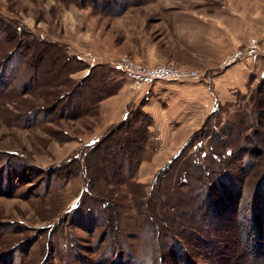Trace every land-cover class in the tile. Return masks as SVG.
Segmentation results:
<instances>
[{"label": "rangeland", "instance_id": "obj_1", "mask_svg": "<svg viewBox=\"0 0 264 264\" xmlns=\"http://www.w3.org/2000/svg\"><path fill=\"white\" fill-rule=\"evenodd\" d=\"M167 7L195 10L228 53L193 57ZM255 45L264 0H0V264H264L260 84L189 139L158 138L117 64L208 78Z\"/></svg>", "mask_w": 264, "mask_h": 264}, {"label": "crops", "instance_id": "obj_2", "mask_svg": "<svg viewBox=\"0 0 264 264\" xmlns=\"http://www.w3.org/2000/svg\"><path fill=\"white\" fill-rule=\"evenodd\" d=\"M184 6L188 5L186 3ZM195 10L187 8H166V16L175 24H181L184 30L191 36V41L199 45L192 51V56H199L207 61L220 60L230 50V45L222 46L210 37L208 23L196 15ZM249 45L253 42H261L260 39H245ZM120 58V57H119ZM170 63L159 65H177L180 68L191 69L195 66L168 60ZM148 65V64H145ZM189 66L184 67V66ZM204 65V66H205ZM150 66V65H149ZM157 66V65H153ZM213 75L207 78L200 77L187 81H161L145 88L137 93L142 103L144 112L151 116L153 126L151 131H156L155 137L172 139H189L202 128L204 122L215 110L218 103L227 104L236 99L237 94L246 93L249 88L264 81V58L258 57L248 68L236 65L223 71H213ZM140 103V104H141ZM107 110L112 122L126 109L127 97L123 90L117 99L107 102Z\"/></svg>", "mask_w": 264, "mask_h": 264}, {"label": "built area", "instance_id": "obj_3", "mask_svg": "<svg viewBox=\"0 0 264 264\" xmlns=\"http://www.w3.org/2000/svg\"><path fill=\"white\" fill-rule=\"evenodd\" d=\"M258 57L264 58V49L259 46L238 49L223 59L220 69L226 70L241 64L247 66L252 64ZM117 64L118 68L131 80L132 87L136 92H142L145 88L157 82L187 81L198 79L204 75L198 71L182 69L174 65H144L125 56L120 57Z\"/></svg>", "mask_w": 264, "mask_h": 264}, {"label": "trees", "instance_id": "obj_4", "mask_svg": "<svg viewBox=\"0 0 264 264\" xmlns=\"http://www.w3.org/2000/svg\"><path fill=\"white\" fill-rule=\"evenodd\" d=\"M84 1L87 2L88 0H84ZM258 89H259L258 93L260 94L262 99L260 98V101L258 102L259 105L257 106V108H258L259 112L262 113L261 114L262 115L261 124H262V126H264V81H262L260 83V85L258 86ZM207 120H209V119H207ZM127 143H125V145H127ZM261 144L263 145V149H264V142Z\"/></svg>", "mask_w": 264, "mask_h": 264}]
</instances>
